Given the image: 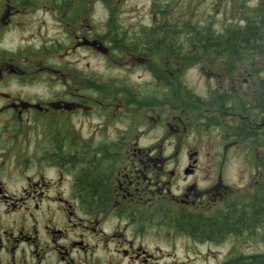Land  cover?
<instances>
[{"label":"rangeland","instance_id":"rangeland-1","mask_svg":"<svg viewBox=\"0 0 264 264\" xmlns=\"http://www.w3.org/2000/svg\"><path fill=\"white\" fill-rule=\"evenodd\" d=\"M30 1V7L20 8L24 15L16 19L19 28H12L0 35L2 49L13 51L23 42H28L30 47V67H11L15 70L13 73L10 67H0L3 69L0 72V91L11 96L7 100L19 118V127L41 129L42 118L47 117L48 121L49 118L52 121L51 126H62L64 130L77 134L80 143H87L93 129L108 128L105 120L107 117L111 121L108 130H111L112 135L114 131L127 127L134 133L131 145H152L159 159L175 161L178 166H184L189 159H197L196 179L200 186L210 185L219 172L222 179L220 184L223 185V195L219 202L228 201L242 192H252L260 178L263 176L264 179V164L261 165L259 159H256L258 171L252 168V156L246 152L245 146L224 143L221 130L214 125L226 122L260 127L264 118L254 120L237 110H231L226 115L216 107L203 105L202 100L209 98L212 92L221 90L223 81L217 80L205 67L190 66L192 68L180 73L184 84L181 90L183 96L176 100L167 99L163 95L173 94L178 70L166 72L171 65L167 63V56L157 54H166L164 48L159 51L152 49L142 55L122 50L117 56L110 51L115 21L123 30L149 27L152 24L166 25L168 18L172 25L191 22L222 31L227 26L243 25L256 2L262 0H161L166 5L163 10L165 14L168 11V16L158 19L153 9L154 0H112L113 6L117 8L113 16L97 0L93 1L92 6L91 3L87 6V23L79 22L78 34L70 45L65 44L62 19L46 8L44 0ZM20 55L16 61L22 62L23 52ZM152 67H163V71L154 72ZM170 67L180 66L172 64ZM87 79L92 83L88 84ZM244 82L243 79L241 83ZM105 83L117 85L126 94L114 97L116 93H112L111 88L104 89ZM227 84L231 90L236 86L235 82L229 81ZM136 92L140 98L149 101L138 102V112L130 118L127 109L131 110L129 104L134 100L126 99V95L135 97ZM188 93L191 94L187 97L190 99L186 100L184 96ZM145 94L151 96L146 97ZM196 97L202 105L195 102ZM37 106L40 107L38 112L32 114L29 107ZM57 109L64 110V114L57 115ZM108 109L110 111L107 113ZM178 119L186 123V126H179V130L175 131L174 125ZM192 120L194 123H191ZM34 139L32 136L30 142ZM193 151L198 155H193ZM206 176L208 180L204 181ZM177 182L179 186L183 184L181 175ZM68 184L69 180H64L60 188L64 199L69 192ZM23 186L21 182L7 183L6 189L17 197ZM20 213L18 210H11L7 216L0 213V226L23 225ZM159 241L154 242L148 250H160L158 256L164 258L149 260L147 264H205L203 256H206L209 264H216L234 252L247 256L252 253L264 254V238L259 235L255 236V241L242 237L227 238L220 240L219 244H209L205 249H185L177 245L175 255L178 259L165 258L172 251L167 243L170 238L162 237ZM185 250L190 251L185 254ZM199 251L202 257L196 258Z\"/></svg>","mask_w":264,"mask_h":264},{"label":"flooded vegetation","instance_id":"flooded-vegetation-1","mask_svg":"<svg viewBox=\"0 0 264 264\" xmlns=\"http://www.w3.org/2000/svg\"><path fill=\"white\" fill-rule=\"evenodd\" d=\"M262 3L257 1L253 8ZM30 4V0L0 1V35L18 27L16 19L24 15L20 8ZM28 45L23 42L13 51L0 48V67H30ZM21 52L23 61H16ZM8 97L0 91V110H4L0 113V213L7 216L18 210L24 223L0 226V264H147L164 258L158 256L160 250H148L162 237L170 238L167 243L172 251L165 257L169 259H178L177 245L205 249L227 238L255 241L253 214L247 228L238 229L239 234L216 239L221 233L212 232L222 225L209 220L222 217L227 204L226 200L219 202L221 174L217 172L210 185L200 186L197 159H189L184 166L159 159L154 146L131 145L134 133L127 127L112 135L107 117L108 128L93 129L85 146L74 132L51 126L47 117L42 118L41 129L28 130L18 126ZM39 108L29 110L33 114ZM62 114L64 110L57 109V115ZM182 125L186 123L178 119L174 130ZM32 136L36 139L31 143ZM85 152L91 168L87 208L80 203L77 185L80 164L70 159ZM192 154L198 155L196 151ZM180 175L181 186L177 182ZM64 180H69L65 199L60 191ZM17 182L24 186L14 197L6 184ZM257 254L261 253L234 252L216 264ZM200 257L201 251L196 255ZM202 258L209 264L206 256Z\"/></svg>","mask_w":264,"mask_h":264},{"label":"trees","instance_id":"trees-1","mask_svg":"<svg viewBox=\"0 0 264 264\" xmlns=\"http://www.w3.org/2000/svg\"><path fill=\"white\" fill-rule=\"evenodd\" d=\"M47 9L54 12L62 19L63 33L67 45L73 43L78 34L77 25L86 22L88 15V5H93L97 0H44ZM103 6L113 16L117 10L113 6L112 0H100ZM58 2V3H57ZM75 2V3H74ZM164 4L161 0H154L153 9L156 10V18L167 17ZM166 25H154L147 27L133 28L132 30H123L121 25L115 21L113 25L114 35L110 41V51L114 55H120L122 50L136 55H142L152 49H165L167 63L180 67H168L170 73L173 69L178 70L175 74L173 94H165L167 99H178L182 93L180 76L181 71L192 68L190 66L205 67L217 80L223 81L220 91L212 92L209 98L202 100L203 105L212 108L216 107L221 113L229 115L231 110L244 112L256 120L259 117L264 118V3L251 9L248 18L243 25L227 26L222 31H216L209 26H200L185 22L183 24L172 25L167 18ZM87 23V22H86ZM82 29V27H81ZM77 32V33H76ZM161 64V63H160ZM153 71H163V67H152ZM244 83H241L242 80ZM235 82L236 86L231 90L228 82ZM91 84V80L87 79ZM104 89L111 88L114 97L121 96L123 93L115 84H104ZM190 93L184 97H188ZM107 96V95H100ZM135 97L126 95V99L134 100L129 104L127 115L132 118L138 112L137 103L149 101L140 98L136 92ZM146 97L151 94H145ZM183 96V95H182ZM121 100L124 101L123 97ZM159 103L160 100H154ZM198 104L202 102L196 97ZM144 108V107H142ZM109 110V109H108ZM259 127L243 126L239 123H214L221 130L220 135L226 144L244 145L246 152L252 156L250 165L258 171V162L264 164V122ZM85 146L84 143H82ZM80 164V176L77 185L81 193L80 203L88 207V184L91 178L90 160L85 153L77 157H71ZM263 177V176H262ZM260 178L255 189L252 192H242L227 201L224 206L222 217L214 216L209 222L222 225L220 230H214L212 233H221L216 239H225L228 235L239 234L241 227L247 228L250 221V215L254 216L255 235L264 238V179ZM239 225V227H238ZM245 225V226H243ZM239 229V231H238ZM210 232V231H209ZM224 264H264V254H257L249 258H241Z\"/></svg>","mask_w":264,"mask_h":264},{"label":"water","instance_id":"water-1","mask_svg":"<svg viewBox=\"0 0 264 264\" xmlns=\"http://www.w3.org/2000/svg\"><path fill=\"white\" fill-rule=\"evenodd\" d=\"M193 155H195V154H193ZM191 156H192V155H191ZM191 156H190V157H191Z\"/></svg>","mask_w":264,"mask_h":264}]
</instances>
